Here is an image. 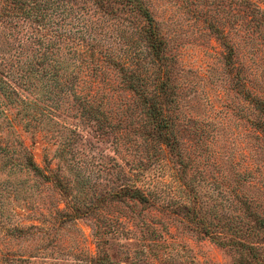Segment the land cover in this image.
<instances>
[{"label": "rangeland", "instance_id": "374dc122", "mask_svg": "<svg viewBox=\"0 0 264 264\" xmlns=\"http://www.w3.org/2000/svg\"><path fill=\"white\" fill-rule=\"evenodd\" d=\"M145 2L0 0V264H264V0Z\"/></svg>", "mask_w": 264, "mask_h": 264}, {"label": "trees", "instance_id": "16d2710c", "mask_svg": "<svg viewBox=\"0 0 264 264\" xmlns=\"http://www.w3.org/2000/svg\"><path fill=\"white\" fill-rule=\"evenodd\" d=\"M124 1H125V4L132 5L131 6L132 9L135 8L137 11H142L143 15L147 17V22H146L147 27L145 28L144 33H145L148 41H160L159 44L161 43V41L162 42L166 41L165 40L166 37L161 32V29H159L156 26L154 19H153L151 13L149 12V8H148V6H146L147 4H146L145 0H124ZM211 27H214V25H212ZM214 29H215V31L218 32L221 41H233L229 35L228 29L219 27L217 25H215ZM160 78H162V76ZM163 84H164L163 82H160L159 86L162 87ZM142 100L144 102H146L145 98H143ZM148 111L150 113H152V115H154V113H155L154 118H157L156 120H159V122H163L164 123L163 126L167 127L166 118L164 119V117H162L160 110L157 109L155 111L154 102L149 103ZM262 129H264V127ZM261 246L262 245H260V247ZM262 247L264 248V246H262ZM251 248H253V247H251ZM263 255H264V252H263Z\"/></svg>", "mask_w": 264, "mask_h": 264}]
</instances>
